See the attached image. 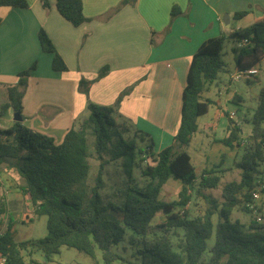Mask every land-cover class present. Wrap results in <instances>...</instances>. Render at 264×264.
Returning <instances> with one entry per match:
<instances>
[{
    "label": "trees",
    "instance_id": "16d2710c",
    "mask_svg": "<svg viewBox=\"0 0 264 264\" xmlns=\"http://www.w3.org/2000/svg\"><path fill=\"white\" fill-rule=\"evenodd\" d=\"M41 2L45 9L49 8L48 0ZM134 2L122 1L113 13ZM55 6L73 27L89 21L83 15L82 0H56ZM0 7L26 9L29 5L26 0H0ZM247 13H234L233 21L238 22ZM179 14L178 9L172 8L171 18ZM37 37L41 50L52 56V70L67 72L65 62L45 31L40 29ZM227 39L233 43L237 71L255 68L264 59V11L250 26L209 39L196 50L182 91L178 131L171 145L160 152L154 150L148 134L114 118L125 93L111 106L88 102L87 116L74 124L59 143L21 122L13 121L10 127L0 129V165L23 180L21 192L29 197L34 216L46 218L43 238L16 242L14 221L9 217L0 183V255L5 264H36L31 258L35 252L49 261L62 247L76 250L91 260L100 252L104 264L117 261L126 264L117 247L127 232L129 245L136 248L138 264H264V234L245 236L241 224L230 220L236 207L252 214L248 205L252 203L254 188L262 185L264 195V87L252 110L251 135L245 143L239 137L241 129L228 118L227 136L221 143L230 149L242 148L240 159L233 164L240 178L227 183L220 198L205 192L218 188L223 171L203 170L197 178L189 155L180 152L191 144L198 118L206 115L212 104L210 100H202V94L224 70L221 56ZM239 43L242 46L238 48ZM35 67L34 63L19 73L17 85L7 89V102L0 105V116L8 110L21 116L27 80ZM106 73L107 68H102L96 79ZM92 82L81 79L78 90L87 94ZM232 103L239 106L243 99L236 94ZM89 136L100 161L91 185ZM107 151L109 162L120 161L121 176L103 203L101 191L105 187L107 164L103 158ZM171 179L179 182L181 188L177 200L164 202L160 192ZM192 193L205 204L203 214L195 217L187 211ZM2 218L7 223L4 232H1ZM155 218H160V222L154 223ZM249 228L262 230L256 220ZM212 236L214 243L208 247L207 241ZM25 257H29L28 262Z\"/></svg>",
    "mask_w": 264,
    "mask_h": 264
},
{
    "label": "crops",
    "instance_id": "0c3cea01",
    "mask_svg": "<svg viewBox=\"0 0 264 264\" xmlns=\"http://www.w3.org/2000/svg\"><path fill=\"white\" fill-rule=\"evenodd\" d=\"M26 1V9L0 7V105L7 102V89L17 85L19 73L35 63L22 99V125L59 143L87 116L88 102L111 106L125 93L114 118L148 134L156 152L170 146L178 131L182 91L199 46L250 26L264 11V0H135L113 13L124 0H82L83 15L89 21L73 27L57 12L56 0H48V9L41 0ZM172 8L180 12L174 18ZM242 11L247 15L234 22V13ZM40 29L62 57L67 72L52 70V56L41 50L38 41ZM105 67L106 75L96 79ZM81 79L93 81L87 94L78 90ZM214 85L218 97L224 94L225 99L204 96ZM211 87L202 100L212 102L209 111L216 107L214 122L235 113L232 119L241 129L236 112L221 107V100L227 106L236 93L228 97L226 84L215 82ZM203 117L197 120L192 141L217 127L214 122L201 126ZM214 146L216 157L224 145ZM227 153L233 156V151ZM220 161L213 170L227 172ZM261 205L264 214V196Z\"/></svg>",
    "mask_w": 264,
    "mask_h": 264
},
{
    "label": "rangeland",
    "instance_id": "374dc122",
    "mask_svg": "<svg viewBox=\"0 0 264 264\" xmlns=\"http://www.w3.org/2000/svg\"><path fill=\"white\" fill-rule=\"evenodd\" d=\"M233 43L231 40L227 39L225 41L222 53V61L224 63V70L219 75V79L216 83L219 86H223L226 84L229 85L230 93L228 95L236 93L243 99V103L239 106L228 103L227 106L224 105V101L221 100V107L227 111H235L236 117L235 120L242 123L241 131L239 132L240 140L245 143L249 136L251 135V124L249 119L251 117L252 110L255 108L256 99L259 94L261 88L264 87V59L256 66L258 73L256 75L248 78V82L246 79H241L240 81H231L230 76L234 75L236 72V65L234 62L235 54L232 51ZM216 86H212L210 88L209 93H206L205 97H210L215 100L218 98L225 99L224 94L219 95ZM227 107V108H226ZM216 107L213 105L211 107L208 115H204L201 119V126L205 123H211L215 120ZM244 118H247V121L243 123ZM14 119V113L12 110L6 111V113L0 117V129H6L11 126ZM118 123H121L120 120H117ZM217 127L215 129L211 128L207 129L204 132V136L201 140L200 136L193 140L191 144L187 147L181 149L180 152H186L190 159L191 163L195 169V173L197 178L200 176L201 172L204 169H212L214 166H217L220 159V163L227 169V172L221 173L222 178L220 180V184L217 189L206 191V194H210L216 198H220L222 188L231 181H238L240 178V172L236 170L233 166L234 162H237L240 159L242 154V148L235 150H230L228 147L221 146L220 155L224 154L220 157H215V144H222L221 141L224 139L227 131V126L229 121L227 117L223 116L219 122H214ZM264 127V124H263ZM203 128V127H202ZM127 137V135H125ZM61 139H59L60 141ZM213 141H215L213 143ZM93 138L88 137V147H89V164H90V173L88 178V183L91 185L95 178V175L98 171L100 161L96 158L94 150L92 148ZM228 151H233V156H229ZM235 152V154H234ZM213 153V154H212ZM110 154L107 151L104 155L103 161H107V164L104 168V182L105 187L101 191V197L103 199V203H106L108 200V195L111 192L113 185L118 184L119 178L121 176V170L119 169L120 161L117 162H109ZM213 166V167H212ZM0 183L2 188V194L6 197V201L8 203V213L9 217L14 221L15 225V241H29V240H37L41 239L46 235V218L40 217L37 218L33 214V208L29 197L24 195L21 192V187L24 185V182L21 178L17 176L14 171L6 170L4 165H0ZM181 188V184L175 180H168L166 184H164L161 192L160 199L164 202H172L177 200L178 192ZM191 203L189 204L187 211L191 217L202 215L205 209L204 201L201 198L196 197L192 193ZM261 202H257L258 208H262ZM260 215L264 216L260 212ZM230 220L232 222L237 221L242 226V232L245 236L253 235L257 232H261L264 234V221L261 223H257L262 227L260 231L250 230L249 224L252 221H255V215L246 213L241 211L238 207H236L230 216ZM154 223L160 222V218H155L153 220ZM7 228L6 219H1V232H4ZM130 233L127 232L124 240L117 247V253L124 258L128 263L126 264H138L139 260L136 259V248L132 247L128 243V237ZM214 243V236H212L208 241V247H211ZM37 263L36 264H104L100 252H97L96 259L91 260V258L78 253L76 250L68 249L65 247L60 248L59 254L54 255L49 261H47L43 255L39 252H35L31 255ZM29 257H25V262H28ZM121 261H117L114 264H121Z\"/></svg>",
    "mask_w": 264,
    "mask_h": 264
},
{
    "label": "built area",
    "instance_id": "2783aa9c",
    "mask_svg": "<svg viewBox=\"0 0 264 264\" xmlns=\"http://www.w3.org/2000/svg\"><path fill=\"white\" fill-rule=\"evenodd\" d=\"M245 42V41H244ZM242 44L239 43L236 45V47H241ZM258 73V71L256 70V68H252V69H247L244 71H237L236 73H234V75L231 76V81H240L241 79H248L253 75H256ZM235 113H230L229 114V119H232ZM263 186H257L256 188H254L251 192V196H252V203L248 205L249 209L252 211V214L255 215V220L257 223H261L263 221L262 216L260 215V210L257 206V202H261L262 198H263ZM5 258L2 257L0 255V264H5Z\"/></svg>",
    "mask_w": 264,
    "mask_h": 264
},
{
    "label": "water",
    "instance_id": "95a60500",
    "mask_svg": "<svg viewBox=\"0 0 264 264\" xmlns=\"http://www.w3.org/2000/svg\"><path fill=\"white\" fill-rule=\"evenodd\" d=\"M13 121H15V122H21L22 121V117L19 114H14Z\"/></svg>",
    "mask_w": 264,
    "mask_h": 264
}]
</instances>
